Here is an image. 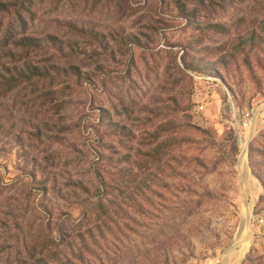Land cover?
<instances>
[{"label":"rangeland","instance_id":"1","mask_svg":"<svg viewBox=\"0 0 264 264\" xmlns=\"http://www.w3.org/2000/svg\"><path fill=\"white\" fill-rule=\"evenodd\" d=\"M26 1L0 74L50 77L0 97V264H264V0Z\"/></svg>","mask_w":264,"mask_h":264},{"label":"trees","instance_id":"2","mask_svg":"<svg viewBox=\"0 0 264 264\" xmlns=\"http://www.w3.org/2000/svg\"><path fill=\"white\" fill-rule=\"evenodd\" d=\"M204 0H173L174 3L177 5L181 6L182 8H187L188 4L190 3H198L201 4L203 3ZM26 0H13L12 3L10 4H0L1 8V13H3V17H0V28H3V24L7 23V27L4 30L6 35H5L3 42L4 46H7L8 49L12 48L16 52H24L28 51L26 57H30L34 52H38L40 50V45H38V40L27 37L25 33L19 34L18 31L21 29H26L28 22L26 20V13H28V9L26 8ZM29 14V13H28ZM4 29V28H3ZM21 35V36H20ZM7 37V38H6ZM21 37V39H18ZM10 49V50H12ZM74 69L76 67H73ZM76 70L79 71V68H76ZM48 70L32 64L31 62L24 63L22 65V68H18L15 70V73H11L10 75L13 77L6 78L7 75L5 74H0V87H1V96H3L4 90H8L9 88L14 86V84L18 85L21 81L24 82L26 81H31V80H37V81H42V80H47L50 75ZM53 78V77H52ZM108 187V186H107ZM106 185L104 183H99L96 185V189L98 193H100L99 198H98V205H97V210L96 212L99 213L105 209L104 202L102 199L104 198V193L106 192L107 189ZM89 193V189L85 188ZM109 191V190H108ZM102 195V197H101ZM114 207H116L115 203ZM108 210V208L106 209ZM105 210V211H106ZM109 211V210H108ZM115 212V211H114ZM88 214V213H86ZM101 224H97L95 226H92L93 230L88 228L84 234H87V236L91 235L92 232H99L101 230ZM82 234V233H81ZM83 235H81L82 237Z\"/></svg>","mask_w":264,"mask_h":264},{"label":"bare ground","instance_id":"3","mask_svg":"<svg viewBox=\"0 0 264 264\" xmlns=\"http://www.w3.org/2000/svg\"><path fill=\"white\" fill-rule=\"evenodd\" d=\"M244 157H245V152H244V146L242 148V154L240 156L241 162H240V167L244 168ZM244 171V170H243Z\"/></svg>","mask_w":264,"mask_h":264},{"label":"built area","instance_id":"4","mask_svg":"<svg viewBox=\"0 0 264 264\" xmlns=\"http://www.w3.org/2000/svg\"><path fill=\"white\" fill-rule=\"evenodd\" d=\"M244 125H247V121H244Z\"/></svg>","mask_w":264,"mask_h":264}]
</instances>
